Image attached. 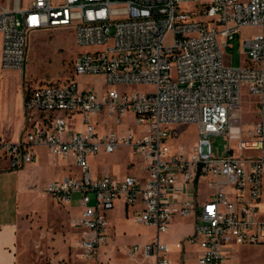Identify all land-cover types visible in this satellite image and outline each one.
Wrapping results in <instances>:
<instances>
[{
    "label": "built area",
    "instance_id": "1",
    "mask_svg": "<svg viewBox=\"0 0 264 264\" xmlns=\"http://www.w3.org/2000/svg\"><path fill=\"white\" fill-rule=\"evenodd\" d=\"M186 3L197 9L181 8ZM69 27L84 49L73 75L99 76L109 87L101 93L71 80L35 88L24 109L36 123L17 141L0 137V158L19 169L44 147L53 160L73 159L79 175L52 180L44 192L58 205L78 196L80 212L70 226L80 231L81 263L100 264L107 214L118 201L139 204L133 220L155 230L144 245L123 247L130 258L141 254L151 264H172L173 247L161 235L176 217L193 214L194 232L174 247L198 244L200 254L182 264H227L233 245L264 244V0H31L24 8L0 10V67L22 73L32 32ZM248 27L259 32L242 42L246 65L232 67L225 49ZM137 85L152 90H129ZM244 88L255 97L258 119L237 136L231 125ZM127 115L137 133L118 128ZM187 123L198 133L189 154L170 144L178 137L174 127ZM215 135L228 142L220 156L211 148ZM122 148L139 173L117 178L89 171L90 157ZM198 181L211 190L200 211L195 200L175 197L178 185Z\"/></svg>",
    "mask_w": 264,
    "mask_h": 264
},
{
    "label": "rangeland",
    "instance_id": "2",
    "mask_svg": "<svg viewBox=\"0 0 264 264\" xmlns=\"http://www.w3.org/2000/svg\"><path fill=\"white\" fill-rule=\"evenodd\" d=\"M31 0H0L1 9L24 8ZM209 0H200L201 4H207ZM181 8L195 11L197 5L195 3H186L181 5ZM259 32L258 28L248 27L242 29L236 38L231 41L232 48L225 49V58L229 60L232 67L246 65V60L243 54L242 42L251 38ZM84 50L75 44L73 28H48L41 31L32 32L29 35L26 49V62L23 72L15 70H5L0 67V130L12 131L15 127L19 113L17 112L20 101L25 95H29L35 88L44 85H63L71 80H76L82 87L90 88L94 91L103 93L108 88L103 82L102 77L95 76H74L73 62L79 52ZM116 88L115 86H113ZM131 92H148L152 90L151 86L137 85L130 87ZM11 110V111H10ZM10 111V112H9ZM258 119L257 105L255 97L249 95L247 90L243 89V97L240 108L236 111L232 121V130L237 136H242L245 131L252 126ZM123 125L118 127L124 129L130 127L134 132H138L137 126L130 115L123 117ZM114 126L112 122L106 123V127ZM31 128L30 122L25 120V124L21 128L22 135ZM105 128V125H101ZM175 130L178 132V137L174 142H170L173 150L179 146L183 147L186 153H190L197 141V126L195 124H179ZM228 142L223 135H215L211 137L212 152L216 156L223 155L227 152ZM126 150H121L112 155L98 156L92 166L99 170H110L114 174H122L125 170L124 164L127 158ZM244 155H256L255 150H244ZM39 161L37 164H26L24 166L31 167L30 175L27 179V184L31 189L32 196L35 200H40L41 205H46L42 198L44 185L49 181L48 168L51 169L52 164L50 158L45 152H40ZM5 186L12 191L15 177L12 175L6 176L3 179ZM204 189L202 188V191ZM11 193V192H8ZM7 202L11 205L12 194L7 196ZM264 202V190L262 194ZM71 212H80V208L76 202L68 204ZM50 208V207H49ZM27 213V214H26ZM50 228H57L58 215L50 212ZM45 213L39 212L37 209L28 210L22 214V231L27 236V242L31 244L28 252L23 251L20 255L24 264H28L29 259H33L32 264H40L38 262V254L36 250V235L46 228ZM75 215V214H74ZM115 242L108 248L111 250L110 259L102 256V261H108L107 264H151V260H141V255L138 254L134 258H130L122 249L126 245L138 244L142 245L149 240L155 230L145 224L136 223L133 218L124 220L122 213L117 211L113 218ZM64 225H62L63 227ZM71 234L74 232L69 225L65 226ZM190 230L189 225L182 222L169 227V232L161 235L169 242H174L182 233ZM30 235V236H29ZM59 254L52 256V262H58L64 257L63 249L59 248ZM77 250L75 248L70 251L68 262L65 264H75L77 259ZM227 264H264V244L258 245H233V251L227 255ZM77 264H82L80 261ZM104 264V263H102Z\"/></svg>",
    "mask_w": 264,
    "mask_h": 264
},
{
    "label": "crops",
    "instance_id": "3",
    "mask_svg": "<svg viewBox=\"0 0 264 264\" xmlns=\"http://www.w3.org/2000/svg\"><path fill=\"white\" fill-rule=\"evenodd\" d=\"M26 96L27 95L22 97L20 101L17 110V112L19 113V117L16 120L14 126L15 128L9 132L0 130V137H2L3 139L9 141H17L25 136V134L22 135L21 133V128L25 124V120H28L31 126L36 123L37 118L29 116L24 109V101ZM121 150L127 151L126 148H122L119 151ZM40 152H45L46 155L50 158V162L52 164L51 169H47L50 176L48 182L62 178L67 175H79V169L73 164L72 158H68L66 160H53L44 147H37L35 149V160L32 163H29V165L32 164V166H34L35 164H37V162L39 161ZM126 154L128 155V151L126 152ZM98 156L107 155L99 154L88 159L89 171L96 177L108 174L117 178H122L127 174L139 173L138 167L136 165H130L128 156L125 160V170L122 174H114L110 170H99L95 166L91 167V164H93V162ZM30 168L31 167L27 168L26 166H23L19 169H12L9 167V161L7 159L0 158V264H24L20 255L23 253L24 250H26L25 252H28L29 248L31 247V244L27 242L28 235H24L22 231V214L25 212V210L27 212L28 210L35 211V209H37L41 213H45L46 215L50 212H54L59 217V220H57L56 222L57 228L52 229L50 228V217L48 219L49 215H47L46 228L44 229V231L36 235L35 242L37 247L34 248L33 246L32 248L33 250H36L39 256L38 262H40V264H65V262H68L70 251L72 250V248H75V250L78 251L77 239L80 231L73 229L70 226V220L71 218L76 217L79 212H75L74 215L71 212L69 205H58L47 194H45L44 188L48 182L44 185L42 192V198L44 199L46 205H41L40 200H35V198L32 196L31 189L27 184V179L30 175L31 170ZM9 175L15 177V182L14 186L12 187V191H10L9 188L5 186V182L3 181V179ZM202 188L204 189L203 191ZM210 193L211 190L207 187L206 183L198 181L194 184H188L185 187L183 185H178L175 197L179 201L185 199L195 200L197 204V211H200L201 204L208 199ZM8 194H12L13 200L11 205L8 204L6 199ZM77 199L78 196L74 195L72 202L74 201L77 203ZM260 208V216L264 217L263 201L261 203ZM139 209V204L134 206H127L122 201H118L115 207L110 212H108V241L104 246H101L99 249L100 264L108 263V261H102V256H106L107 260L110 259L111 250L108 247L112 246V244L115 242V227L113 218L115 217L117 211H120L124 220H126L132 219L134 215L139 211ZM179 222H182L185 225H189L190 230L186 233L180 234V236L174 242H169L166 238H162L163 241L169 243L173 247L172 252L169 254V259L172 264H182V262H193L197 259L200 254V246L198 244H194L192 246H185L183 249L180 250L174 247L177 242L185 240L194 232V227L198 222V218L194 214L189 217H176L169 227L171 228V226ZM62 225L64 226L62 227ZM66 225H69V228H72L74 230L72 234L65 227ZM167 232H169V229ZM149 240H147L145 243H147ZM59 248L63 249L64 257L58 262H52V256L59 254ZM76 256L77 259L75 260V264H77L79 261L81 262L80 258L78 257V252ZM32 261L33 259H29L28 264H32Z\"/></svg>",
    "mask_w": 264,
    "mask_h": 264
}]
</instances>
